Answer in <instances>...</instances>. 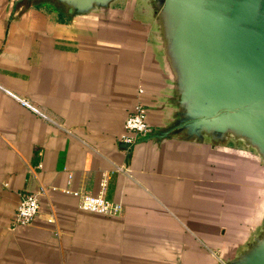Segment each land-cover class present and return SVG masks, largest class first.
<instances>
[{
  "label": "crops",
  "instance_id": "0c3cea01",
  "mask_svg": "<svg viewBox=\"0 0 264 264\" xmlns=\"http://www.w3.org/2000/svg\"><path fill=\"white\" fill-rule=\"evenodd\" d=\"M157 13L152 0L84 14L0 0V264H226L260 235L264 159L229 137L159 136L177 96ZM137 102L150 127L126 148ZM103 179L119 215L80 210L68 193ZM40 185L32 224L10 229L20 195Z\"/></svg>",
  "mask_w": 264,
  "mask_h": 264
},
{
  "label": "water",
  "instance_id": "95a60500",
  "mask_svg": "<svg viewBox=\"0 0 264 264\" xmlns=\"http://www.w3.org/2000/svg\"><path fill=\"white\" fill-rule=\"evenodd\" d=\"M53 1L84 14L112 0ZM152 1L177 96V118L159 136L229 137L264 159V0ZM259 234L226 264H264V225Z\"/></svg>",
  "mask_w": 264,
  "mask_h": 264
},
{
  "label": "built area",
  "instance_id": "2783aa9c",
  "mask_svg": "<svg viewBox=\"0 0 264 264\" xmlns=\"http://www.w3.org/2000/svg\"><path fill=\"white\" fill-rule=\"evenodd\" d=\"M21 105L30 107L31 105L23 98H18ZM123 133L121 140L129 148L135 142L136 135H145L149 131L150 124L147 122L146 109L143 104L137 102L126 114L123 120ZM118 170L120 167H117ZM105 180H101L97 192L84 193L79 191H67L77 199V207L83 211H89L102 215H119L122 206L118 202L106 200L103 196ZM48 188L39 186L32 193L20 195L17 205L9 217V228L13 229L19 225H30L39 211L41 196L46 194ZM51 221V218L48 219Z\"/></svg>",
  "mask_w": 264,
  "mask_h": 264
}]
</instances>
